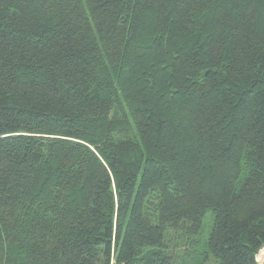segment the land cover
<instances>
[{"label": "trees", "instance_id": "obj_1", "mask_svg": "<svg viewBox=\"0 0 264 264\" xmlns=\"http://www.w3.org/2000/svg\"><path fill=\"white\" fill-rule=\"evenodd\" d=\"M263 248L264 0H0V264Z\"/></svg>", "mask_w": 264, "mask_h": 264}, {"label": "rangeland", "instance_id": "obj_2", "mask_svg": "<svg viewBox=\"0 0 264 264\" xmlns=\"http://www.w3.org/2000/svg\"><path fill=\"white\" fill-rule=\"evenodd\" d=\"M210 218H211V215L209 214L207 217H206V221H205V226H204V232L207 233L208 231V223L210 222ZM261 252V254H260ZM258 253V256H259V259H258V262L257 264H264V248Z\"/></svg>", "mask_w": 264, "mask_h": 264}, {"label": "bare ground", "instance_id": "obj_3", "mask_svg": "<svg viewBox=\"0 0 264 264\" xmlns=\"http://www.w3.org/2000/svg\"><path fill=\"white\" fill-rule=\"evenodd\" d=\"M259 259V256L257 257V260Z\"/></svg>", "mask_w": 264, "mask_h": 264}]
</instances>
